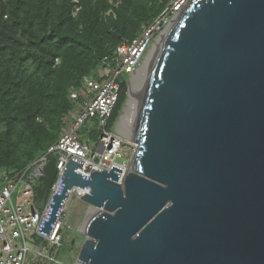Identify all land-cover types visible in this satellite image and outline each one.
Returning a JSON list of instances; mask_svg holds the SVG:
<instances>
[{
    "label": "water",
    "instance_id": "obj_1",
    "mask_svg": "<svg viewBox=\"0 0 264 264\" xmlns=\"http://www.w3.org/2000/svg\"><path fill=\"white\" fill-rule=\"evenodd\" d=\"M129 139L138 148L123 184L118 168L90 178L73 160L66 168L45 230L73 187L99 211L76 264H264V0L190 1ZM56 174L53 157L40 209Z\"/></svg>",
    "mask_w": 264,
    "mask_h": 264
},
{
    "label": "trees",
    "instance_id": "obj_2",
    "mask_svg": "<svg viewBox=\"0 0 264 264\" xmlns=\"http://www.w3.org/2000/svg\"><path fill=\"white\" fill-rule=\"evenodd\" d=\"M78 1L0 0V169H24L54 145L71 91L172 0ZM121 84L113 122L128 98Z\"/></svg>",
    "mask_w": 264,
    "mask_h": 264
},
{
    "label": "built area",
    "instance_id": "obj_3",
    "mask_svg": "<svg viewBox=\"0 0 264 264\" xmlns=\"http://www.w3.org/2000/svg\"><path fill=\"white\" fill-rule=\"evenodd\" d=\"M94 1H109L115 8L121 3ZM190 1L172 0L153 22L143 27L139 36L124 40L112 55L103 59L98 70L82 81L81 92L71 91L76 106L71 114L77 115L70 123L66 122L70 118L66 119L61 137L45 153L24 169H0V264H60L53 251L64 248L61 229L66 224L69 202L74 196L81 200L90 193L88 189L73 187L58 209L50 230H45L56 198L64 188L63 179L70 161L78 163L76 172L86 178L94 172H111L118 168L119 183L123 184L137 149L130 148L118 132L119 118L113 122L122 89L120 79L124 78V83L132 80L154 40L161 39ZM74 3L79 4V1L74 0ZM79 10L77 6L75 15ZM81 129L85 134L79 132ZM127 153H131V157ZM53 157L57 158V174L45 206L40 209L37 189Z\"/></svg>",
    "mask_w": 264,
    "mask_h": 264
},
{
    "label": "rangeland",
    "instance_id": "obj_4",
    "mask_svg": "<svg viewBox=\"0 0 264 264\" xmlns=\"http://www.w3.org/2000/svg\"><path fill=\"white\" fill-rule=\"evenodd\" d=\"M158 42H159V40H154L152 46L150 47V49L148 50V52H147V54L145 56L144 61L141 64V67L144 65V63H145L147 57L149 56L151 50L154 48V46ZM123 79L124 78H121L120 82H123ZM143 84H144V82H143ZM126 85L128 86V98H127V101H126V104H127L129 99H130V92H131V87H132L130 79H128V81L126 82ZM80 89H77V90H79L81 92L82 89L81 90ZM134 91H135V94H136L137 90L134 89ZM137 96L141 97V93L138 94ZM79 111H80V108H79ZM76 115L73 117L72 114H71L70 117H69L70 119H68L66 122L70 123V122L74 121ZM119 120H121V115L119 117ZM125 123L127 125H129L127 122H125ZM129 129H130V127H129ZM79 132L81 134H85L84 133V129H81ZM125 139L129 143L130 148L133 147V146L136 147V149L138 148V144H136L135 142L131 141L130 139H127V138H125ZM127 154H128V156L131 157V153H130V155H129V153H127ZM91 208H92V206L82 202L80 199H77L75 196L69 202L68 211H67V218H66V224L61 229V232H62V234L65 237L64 248L63 249L62 248H59V249L56 248L53 251V256L58 258L60 263H62V264H76L77 263V258H78L80 249L83 246V243L85 241V236L82 234V232L84 230L83 226H84V223L87 220V216H88L89 210ZM71 240L72 241L74 240L76 245H75V248L73 250L69 251L68 247H69V242ZM46 252L48 253L49 250L46 249Z\"/></svg>",
    "mask_w": 264,
    "mask_h": 264
},
{
    "label": "bare ground",
    "instance_id": "obj_5",
    "mask_svg": "<svg viewBox=\"0 0 264 264\" xmlns=\"http://www.w3.org/2000/svg\"><path fill=\"white\" fill-rule=\"evenodd\" d=\"M172 26H170L166 33H164L161 37V39L159 40V42L154 46V48L151 50L149 56L147 57L144 65L136 72L135 76L132 78L131 80V92H130V99L125 107V110L122 114V118L120 120L119 123V128H118V132L124 136L125 138L129 139L130 138V134H131V130H132V126L137 114V110L139 107V104L141 102V99L145 93V87H146V81L148 80L154 66L155 63L157 61L158 58V52L160 47L162 46V44L165 42V40L167 39L169 30ZM144 82V84H143ZM134 89L137 90V93L135 94ZM141 93V97L137 96L138 94ZM125 122H127L129 125H127ZM130 127V129H129ZM132 141V140H131ZM99 211L95 208H91L89 210L88 216H87V220L84 223V230L87 228L88 223L95 217V215L98 213ZM80 227V226H79ZM82 228V227H81Z\"/></svg>",
    "mask_w": 264,
    "mask_h": 264
},
{
    "label": "flooded vegetation",
    "instance_id": "obj_6",
    "mask_svg": "<svg viewBox=\"0 0 264 264\" xmlns=\"http://www.w3.org/2000/svg\"><path fill=\"white\" fill-rule=\"evenodd\" d=\"M75 248V245L74 246H70V247H68V250H73ZM60 264H62V263H60Z\"/></svg>",
    "mask_w": 264,
    "mask_h": 264
}]
</instances>
